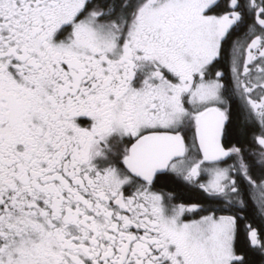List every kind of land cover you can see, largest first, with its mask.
<instances>
[{"label":"snow or ice","instance_id":"6c2138e0","mask_svg":"<svg viewBox=\"0 0 264 264\" xmlns=\"http://www.w3.org/2000/svg\"><path fill=\"white\" fill-rule=\"evenodd\" d=\"M257 255L264 0H0V264Z\"/></svg>","mask_w":264,"mask_h":264},{"label":"flooded vegetation","instance_id":"af4514ba","mask_svg":"<svg viewBox=\"0 0 264 264\" xmlns=\"http://www.w3.org/2000/svg\"><path fill=\"white\" fill-rule=\"evenodd\" d=\"M239 35V34H237ZM235 38V36H234ZM230 43V42H229ZM226 49L229 47V45L225 46ZM245 147H248L247 143L244 145ZM256 150H258V146H253ZM250 151L252 149H249ZM229 164H232L233 161L229 160ZM204 180L207 179V177H203ZM158 189H163L165 192H174L177 194V202H184V203H201L204 205L209 204V199L207 197V194H205L202 190L191 188L190 186H186L184 182L175 176L169 174L168 177L162 179L160 182L157 184ZM248 216L250 219H253V210H252V205L251 202H249V208H248ZM258 223L257 221H254V224ZM254 261L256 264H259L260 257L254 256L253 257Z\"/></svg>","mask_w":264,"mask_h":264}]
</instances>
